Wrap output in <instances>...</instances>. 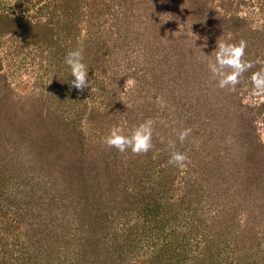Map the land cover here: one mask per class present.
<instances>
[{
	"label": "rangeland",
	"instance_id": "374dc122",
	"mask_svg": "<svg viewBox=\"0 0 264 264\" xmlns=\"http://www.w3.org/2000/svg\"><path fill=\"white\" fill-rule=\"evenodd\" d=\"M241 40L255 67L221 89ZM261 68L264 0H0V264H264ZM149 118L147 154L103 143Z\"/></svg>",
	"mask_w": 264,
	"mask_h": 264
},
{
	"label": "clouds",
	"instance_id": "9594fccd",
	"mask_svg": "<svg viewBox=\"0 0 264 264\" xmlns=\"http://www.w3.org/2000/svg\"><path fill=\"white\" fill-rule=\"evenodd\" d=\"M246 47L247 42L243 40L238 44L226 42L217 44L215 62H209L207 67L212 77L218 81L219 88L235 92L243 75L255 67L253 62L244 58ZM65 64L70 68L71 76L74 78L69 82L72 88L81 93L86 89H91L92 82L89 78V69L84 63L82 48L69 51L65 57ZM250 81L256 94L264 95V68L253 72ZM126 84L133 87L135 80L128 78ZM157 103L162 109L167 107L162 97H157ZM154 125L155 121L149 118L136 126L130 135H124L119 128L113 127L103 143L121 153L130 150L135 155L147 154L154 147L152 142ZM192 131V128L180 130L178 132L179 142L184 143L191 136ZM168 147L171 149L168 164L181 169L187 167L190 159L187 154L175 150V141H170Z\"/></svg>",
	"mask_w": 264,
	"mask_h": 264
}]
</instances>
